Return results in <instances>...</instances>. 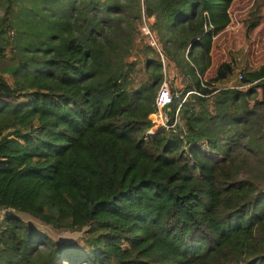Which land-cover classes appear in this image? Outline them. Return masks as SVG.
Masks as SVG:
<instances>
[{"label":"trees","instance_id":"obj_1","mask_svg":"<svg viewBox=\"0 0 264 264\" xmlns=\"http://www.w3.org/2000/svg\"><path fill=\"white\" fill-rule=\"evenodd\" d=\"M233 2L0 0V264H264V61L200 77Z\"/></svg>","mask_w":264,"mask_h":264},{"label":"rangeland","instance_id":"obj_2","mask_svg":"<svg viewBox=\"0 0 264 264\" xmlns=\"http://www.w3.org/2000/svg\"><path fill=\"white\" fill-rule=\"evenodd\" d=\"M1 13L2 9L0 8ZM228 14L230 18L229 24L212 38L208 60L204 62L200 75L201 79L212 76L215 67L221 62H231L234 71L237 72L239 70L254 69L264 61V0H234L229 6ZM148 23H150V20L142 17L138 30L142 35H146V41L149 42L153 49L159 51L158 56L161 63L162 77L166 83L168 84V81H171L173 90H179L186 84L187 79L164 56L162 42L157 40L154 33L150 31ZM150 55L153 56V54ZM3 75L6 74L3 73ZM8 76L10 75L8 74ZM4 77L7 78L6 76ZM7 81L9 82V79ZM223 85L230 88L235 87L233 77H229ZM164 114L166 116L168 114L167 107L164 109ZM14 143L16 142L10 140L11 145ZM16 215L22 220L36 225L51 238L57 240L60 238H80L78 231L70 233L57 231L40 224L27 215L18 213ZM1 218L2 214L0 213V220Z\"/></svg>","mask_w":264,"mask_h":264},{"label":"built area","instance_id":"obj_3","mask_svg":"<svg viewBox=\"0 0 264 264\" xmlns=\"http://www.w3.org/2000/svg\"><path fill=\"white\" fill-rule=\"evenodd\" d=\"M170 100H171L170 88L168 84L166 83V81L162 79L156 91L155 97H154L156 110L149 117L151 121V125L146 131L147 135L152 134L156 130V128L159 126H162V127L166 126L167 116L164 114V109L168 107ZM175 113H176V110H175Z\"/></svg>","mask_w":264,"mask_h":264},{"label":"clouds","instance_id":"obj_4","mask_svg":"<svg viewBox=\"0 0 264 264\" xmlns=\"http://www.w3.org/2000/svg\"><path fill=\"white\" fill-rule=\"evenodd\" d=\"M171 101V100H170ZM169 105V104H168ZM150 117V116H149ZM147 135V134H146ZM151 135V134H150ZM1 221V220H0Z\"/></svg>","mask_w":264,"mask_h":264}]
</instances>
